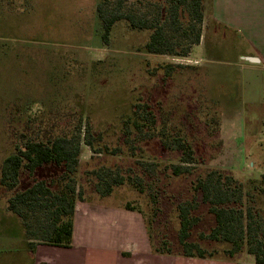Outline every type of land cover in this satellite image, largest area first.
I'll return each mask as SVG.
<instances>
[{"label":"rangeland","instance_id":"obj_1","mask_svg":"<svg viewBox=\"0 0 264 264\" xmlns=\"http://www.w3.org/2000/svg\"><path fill=\"white\" fill-rule=\"evenodd\" d=\"M124 1L127 9H134L146 0ZM100 2L0 0V171L5 159L14 153L16 135L26 131L30 118L74 130L75 116L80 115L84 122L78 179L88 203L112 209H124L128 202L133 203L144 213L155 241L167 238L175 248L176 255L165 256V264H255L247 254L235 261L179 256L177 209L193 200L192 183L209 171H221L244 184L264 175L263 78L259 73L241 71L234 61L235 46L226 47L224 55L229 59L223 57L218 62L207 58L204 39L186 58L146 54L143 47L150 33L133 30L125 22L114 27L110 44L106 45L96 12ZM117 3L118 0H110L113 7ZM217 49L215 44L209 50ZM171 65L182 68L168 80L164 67ZM141 99L153 106L161 103L163 113L176 119L174 126L193 134L200 159L199 164L192 166L190 177L161 176L154 192L157 205L127 184L102 196L96 191L95 173L111 169L126 176L140 174L139 161L176 165L177 155L162 149L157 141L143 143L142 150L137 145L141 151L132 157L126 150L121 155L95 153L83 142L84 123L89 121L96 140L103 136L112 151L120 134L121 118L131 113ZM208 113L219 119L216 137L208 135ZM56 173L49 167L37 171L35 177L50 179ZM33 179L23 175L19 189L31 185ZM10 196L0 186V264H6L9 252L26 242L20 219L8 211ZM259 207L264 214V197L260 198ZM196 215L200 223L191 240L208 248L211 245L202 242L200 235L210 231L214 220L202 206ZM91 226V220L85 225L78 223L75 230L79 232L74 230V239L94 243L98 242L97 232L103 233L101 228L109 231L108 236L113 231L110 223L94 225L92 231Z\"/></svg>","mask_w":264,"mask_h":264},{"label":"trees","instance_id":"obj_2","mask_svg":"<svg viewBox=\"0 0 264 264\" xmlns=\"http://www.w3.org/2000/svg\"><path fill=\"white\" fill-rule=\"evenodd\" d=\"M207 4L208 0H158L156 3L146 0L134 9H127L124 0H118L114 7L110 5V0H101L96 7L102 28L101 39L109 45L114 27L125 22L133 30L150 33L143 47L146 54L186 58L204 39L208 46L207 58L223 61V57H228L224 55L226 47L235 46L234 61L238 62L244 50V38L218 23L208 11ZM215 44L218 49L210 51ZM180 68L173 65L164 67L165 77L170 80ZM163 111L161 103L153 106L150 102L138 100L131 113L121 118L120 134L112 151V145L103 136L96 140L91 133V123H84L83 142L95 153L121 155L126 150V154L132 157L139 150L137 145L142 150L143 143L157 141L162 149L177 155L179 163L163 166L157 162L139 161L140 174L133 172V175L127 176L111 169L102 170L95 173L97 193L107 197L114 188L127 184L139 194L147 195L152 205H157V193L154 192L161 176L179 178L193 175L192 166L200 162L195 137L185 132L184 128L174 126L176 119ZM81 117L75 116L74 130L61 129L58 124L49 125L30 118L26 131L16 135L14 153L1 166L0 186L11 194L7 200L8 211L20 219L31 253L37 247L36 242L56 248L73 247L77 205L88 203L78 179L84 122ZM219 124L217 115L208 113L205 125L210 137H216ZM49 167L57 171L52 178L36 179L37 171ZM23 175L34 179L31 185L19 189ZM191 191L193 200L180 204L177 209L179 256L200 260L224 257L225 260L235 261L247 254L254 258L255 264H264V214L259 207V200L264 197V175L260 180H249L244 184L221 171L212 170L193 182ZM198 194L201 195V202ZM201 206L214 220L210 231L200 235L202 242L211 245L208 248L191 240L193 230L200 223L196 213ZM124 210L142 216L154 255H176L167 238L156 242L150 235L151 226L138 207L128 202ZM215 246L221 249L217 250Z\"/></svg>","mask_w":264,"mask_h":264},{"label":"crops","instance_id":"obj_3","mask_svg":"<svg viewBox=\"0 0 264 264\" xmlns=\"http://www.w3.org/2000/svg\"><path fill=\"white\" fill-rule=\"evenodd\" d=\"M207 7L218 23L244 38V50L238 59L241 71L259 73L264 81V0H210ZM249 57L258 58L260 62L247 61ZM89 220L92 222L91 231L94 225L102 227L110 223L111 236L107 235L109 231L101 228L103 233L96 231L98 242L93 244L74 239L71 249L38 245L34 253L24 242L15 252H9L6 264H165V256L152 253L144 220L138 213L79 203L75 226L78 223L85 225ZM76 232L78 234L79 230Z\"/></svg>","mask_w":264,"mask_h":264},{"label":"water","instance_id":"obj_4","mask_svg":"<svg viewBox=\"0 0 264 264\" xmlns=\"http://www.w3.org/2000/svg\"><path fill=\"white\" fill-rule=\"evenodd\" d=\"M247 61H250V62H252V63H259L260 62V60L258 59V58H247Z\"/></svg>","mask_w":264,"mask_h":264}]
</instances>
